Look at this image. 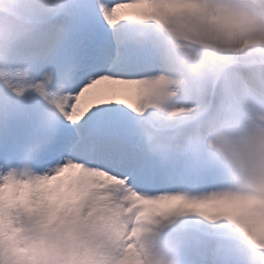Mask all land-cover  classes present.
Listing matches in <instances>:
<instances>
[{"label":"clouds","instance_id":"clouds-1","mask_svg":"<svg viewBox=\"0 0 264 264\" xmlns=\"http://www.w3.org/2000/svg\"><path fill=\"white\" fill-rule=\"evenodd\" d=\"M135 2L156 21L161 52L151 73L126 82L124 102L149 116L146 145L162 168L203 162L219 182L148 194L99 167L37 169L21 156L0 164V264H218L215 248L205 260L189 242L199 229L264 264V0ZM48 4L0 0V68L22 62L50 22ZM37 99L52 120L71 122L83 97L50 82Z\"/></svg>","mask_w":264,"mask_h":264},{"label":"snow or ice","instance_id":"snow-or-ice-1","mask_svg":"<svg viewBox=\"0 0 264 264\" xmlns=\"http://www.w3.org/2000/svg\"><path fill=\"white\" fill-rule=\"evenodd\" d=\"M125 8L131 11L121 13ZM48 12L50 22L36 34L22 62L8 61L0 68V164L17 163L21 156L37 169L84 163L126 178L132 188L148 194L172 193L177 185L193 193L215 186L219 175L203 162L162 168L146 145L149 116L124 102L130 95L126 82L151 73L161 52L151 27L156 21L141 5L135 0H75L68 6L64 0H49ZM136 16L146 18L116 30L121 19ZM5 81L11 85L8 91ZM50 82L58 91L80 92L83 100L74 121H54L40 105L37 98L47 95ZM152 234L149 229L143 242ZM188 239L205 260L215 248L218 264H238L240 255L245 264H257V253L238 250L226 236L199 229Z\"/></svg>","mask_w":264,"mask_h":264},{"label":"rangeland","instance_id":"rangeland-1","mask_svg":"<svg viewBox=\"0 0 264 264\" xmlns=\"http://www.w3.org/2000/svg\"><path fill=\"white\" fill-rule=\"evenodd\" d=\"M104 27L106 28V27H107V25H104Z\"/></svg>","mask_w":264,"mask_h":264}]
</instances>
